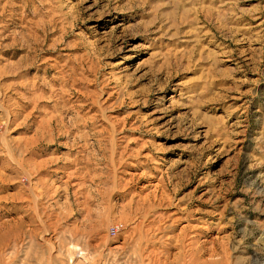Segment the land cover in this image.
<instances>
[{
    "label": "rangeland",
    "instance_id": "rangeland-1",
    "mask_svg": "<svg viewBox=\"0 0 264 264\" xmlns=\"http://www.w3.org/2000/svg\"><path fill=\"white\" fill-rule=\"evenodd\" d=\"M0 264H264V0H0Z\"/></svg>",
    "mask_w": 264,
    "mask_h": 264
}]
</instances>
